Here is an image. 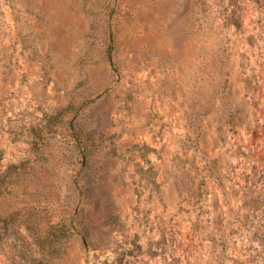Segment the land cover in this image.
I'll return each mask as SVG.
<instances>
[{
    "label": "rangeland",
    "instance_id": "obj_1",
    "mask_svg": "<svg viewBox=\"0 0 264 264\" xmlns=\"http://www.w3.org/2000/svg\"><path fill=\"white\" fill-rule=\"evenodd\" d=\"M0 177V264H264V0H0Z\"/></svg>",
    "mask_w": 264,
    "mask_h": 264
},
{
    "label": "trees",
    "instance_id": "obj_2",
    "mask_svg": "<svg viewBox=\"0 0 264 264\" xmlns=\"http://www.w3.org/2000/svg\"><path fill=\"white\" fill-rule=\"evenodd\" d=\"M108 57H109V60L112 61L111 56H108ZM3 179L4 178L0 177V187L2 186V183L4 182Z\"/></svg>",
    "mask_w": 264,
    "mask_h": 264
}]
</instances>
